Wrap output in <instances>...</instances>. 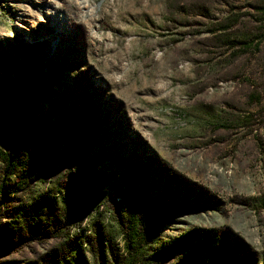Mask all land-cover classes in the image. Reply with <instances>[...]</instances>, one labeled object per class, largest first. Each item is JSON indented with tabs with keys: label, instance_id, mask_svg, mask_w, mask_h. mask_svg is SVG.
Instances as JSON below:
<instances>
[{
	"label": "rangeland",
	"instance_id": "obj_1",
	"mask_svg": "<svg viewBox=\"0 0 264 264\" xmlns=\"http://www.w3.org/2000/svg\"><path fill=\"white\" fill-rule=\"evenodd\" d=\"M41 2L0 0V184L13 137L57 167L5 178L0 264L113 261L148 203L139 264H264V0H69L53 36Z\"/></svg>",
	"mask_w": 264,
	"mask_h": 264
},
{
	"label": "trees",
	"instance_id": "obj_2",
	"mask_svg": "<svg viewBox=\"0 0 264 264\" xmlns=\"http://www.w3.org/2000/svg\"><path fill=\"white\" fill-rule=\"evenodd\" d=\"M246 48L251 45L247 44ZM38 102L30 108L29 119L35 118ZM23 140H18L13 137V144L10 150L1 152V161L4 163L3 168V182L0 184V192H5L7 184L5 178L15 177L19 183H25L26 179L33 174L41 177H49L54 169L57 167V152L58 147L53 143L46 144L38 151L37 157L33 161L27 160L22 153ZM153 207L148 203V207L139 208L128 207L125 213V227L121 226V234L124 242L125 256L119 257L112 254L113 261H101V264H139L142 262L145 255L146 248L153 240L155 223L151 210ZM62 220L68 223L71 219L79 215V205L67 204L62 210ZM147 214V219H145ZM49 221V218H46ZM54 222V221H53ZM54 226V224H52ZM55 227V226H54ZM148 255V254H147Z\"/></svg>",
	"mask_w": 264,
	"mask_h": 264
},
{
	"label": "bare ground",
	"instance_id": "obj_3",
	"mask_svg": "<svg viewBox=\"0 0 264 264\" xmlns=\"http://www.w3.org/2000/svg\"><path fill=\"white\" fill-rule=\"evenodd\" d=\"M68 4L69 0H42L41 6L44 7L45 12L44 22L47 24L51 36L56 31H66V20L69 15L67 10ZM22 28H24V25H22Z\"/></svg>",
	"mask_w": 264,
	"mask_h": 264
}]
</instances>
